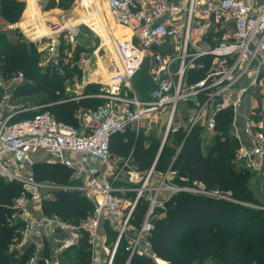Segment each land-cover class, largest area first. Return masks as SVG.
Masks as SVG:
<instances>
[{
  "label": "built area",
  "instance_id": "2783aa9c",
  "mask_svg": "<svg viewBox=\"0 0 264 264\" xmlns=\"http://www.w3.org/2000/svg\"><path fill=\"white\" fill-rule=\"evenodd\" d=\"M104 2L115 23L126 32L117 38V65L109 79L101 84L100 92L95 94L106 101L98 110L85 112L82 130L40 110V105L17 102L18 87L33 80L22 70L5 72L0 67V176L23 182L32 192L41 183L34 180L32 173L29 177L24 176V166L33 154L44 151L52 155L50 162L67 166L72 170L73 179L82 182L67 188L83 189L87 196L95 199L93 211L76 223L45 215L40 209L39 214L33 212L25 193L16 197L11 203L10 219L21 224L19 248L25 249L36 235L41 238L27 264H37L46 238L59 233L55 238V249L62 251L78 245L84 232H88L91 243V264H117L116 255L122 240L128 254L125 264H130L135 256L154 264H170L162 259L151 240L155 210L164 207V199L175 191L192 189L170 184V171L160 172L159 178L154 177L157 172L152 167L145 175L142 172L141 184L134 188V198L128 200L121 193H128L133 188L116 186L117 175H112L110 170V137L125 131L133 123H140L146 116L168 110V135L170 128L176 129L174 116L180 103L192 100L195 108L186 114L187 131L197 125L213 131L218 112L232 108L235 117L232 133L240 140L237 156L245 159L250 168H256L264 161V2ZM60 33L61 29H54L40 36L22 35L20 41L35 43L39 51L47 54L44 64L62 73ZM45 38L50 40L46 42ZM209 41L213 43L204 47L203 44ZM152 46H161L169 52L151 54ZM148 56L151 57L150 74L154 87L150 99L143 100L132 87V81ZM206 56L211 59L205 76L188 83V70L202 67L204 62L199 59ZM244 78L248 83L239 84ZM247 97L253 98L256 104L250 107L245 125L248 138V144H245L234 127ZM94 160L105 165V170L99 171ZM52 186L56 185L47 187ZM140 199L148 202L147 210L136 224L133 212ZM107 228L116 235L111 243L107 242Z\"/></svg>",
  "mask_w": 264,
  "mask_h": 264
},
{
  "label": "trees",
  "instance_id": "16d2710c",
  "mask_svg": "<svg viewBox=\"0 0 264 264\" xmlns=\"http://www.w3.org/2000/svg\"><path fill=\"white\" fill-rule=\"evenodd\" d=\"M0 7L5 20L13 23L19 19L24 2L1 0ZM4 32L0 29V67L5 72L22 70L33 80L18 87L17 98L26 100L43 93L42 98L34 97L33 102L29 99L32 103H24L40 105V110L50 112L59 121L79 130L83 128L85 112L98 110L106 100L95 96L101 86L95 82L86 84L79 99H72L66 93L67 83L80 73L78 64L64 63L65 50L70 48V44L63 42L60 45L64 69L61 73L54 67L40 65L47 54L38 51L35 43L20 41L21 33ZM210 59V56L202 57L199 59L204 62L202 67L188 70V83L205 76ZM233 120V109L225 108L218 112L213 131L206 130L203 125H197L189 132L186 128L169 130L162 149L161 134L158 135L157 131L143 137L141 131L134 137L131 135L134 131L128 127L127 131L110 137V153L130 154L136 170L147 172L154 167L157 173L170 171L169 183L172 185L195 189L200 184L207 192L216 190L223 194L182 189L165 198L164 207L155 210L151 240L162 259L170 264H204L210 258L219 264H264V198L261 199L252 187L255 172L236 160L240 140L232 134ZM208 132H214L209 143L205 134H210ZM173 138L175 144L170 143ZM34 170L37 179L47 178L66 188L53 189L57 198L44 203L45 215L55 213L63 220L78 223L93 211L94 205L80 191L66 187L78 182L71 177L70 168L61 163L41 161L35 164ZM21 188L15 181L0 176V264H27L36 251L35 245L22 250L10 247L12 239L18 242L21 237V224L10 219L13 212L11 203L17 195H21ZM147 203L144 199L137 203L133 212L136 224L142 220ZM106 233L110 235L107 242L111 243L116 235L110 228L106 229ZM68 251L74 253L63 258L60 264H91L88 232H84L78 245L64 249L62 255ZM41 253L37 264H46L50 255L48 243L45 242ZM127 258L122 240L116 263L125 264ZM130 264L154 263L135 256Z\"/></svg>",
  "mask_w": 264,
  "mask_h": 264
},
{
  "label": "rangeland",
  "instance_id": "374dc122",
  "mask_svg": "<svg viewBox=\"0 0 264 264\" xmlns=\"http://www.w3.org/2000/svg\"><path fill=\"white\" fill-rule=\"evenodd\" d=\"M60 1V0H59ZM54 3V7H61L64 10H66V12H57V17H55L56 19H58V21L60 22H65L70 23L75 21V23H73L74 25L72 27H70V31H72L73 36L71 37V35L69 36L70 33H68L69 30H66V32H61L63 38H65V36H67L69 41L70 38V48H68V53L67 55H65V61L66 64L70 63L71 65H77V67H80V73H77L74 77L77 78L75 81H88L91 79H94L98 82H105L109 79L111 73L113 72V70L115 69V66L117 65V61H118V57H117V51H116V42H117V38L119 36H121V34L123 33L124 29H122L119 25L115 24L109 10L107 9V6L104 2V0H93L96 1V4L94 2V4L92 5L93 7L91 8L90 6L88 7L89 10L86 9L85 6L81 5L80 2L81 0H61L60 2ZM85 1H90V0H85ZM84 2V0H83ZM60 3H62L63 5L60 6ZM96 8L98 14L92 18V11ZM79 13H81L82 15V19H77ZM99 17V20H97V18ZM56 21V22H58ZM61 23L58 24H54L52 26V30L54 29H59L62 25H60ZM42 28V27H40ZM39 29V28H38ZM37 30V29H36ZM112 31V33H110ZM66 34V35H65ZM32 36V35H30ZM33 37V36H32ZM115 37V38H113ZM21 38V37H19ZM38 51L39 48L36 45ZM45 58L46 56H44L43 60L40 62V65H43L44 67L48 66L45 65ZM150 61L149 60V56L146 57L145 62L143 63L139 73L136 75L135 80H134V87L136 89L137 94L139 95H147L148 91L150 90V88L153 86V77L149 76V70H150ZM65 64V65H66ZM106 64V65H105ZM70 65V66H71ZM83 67V68H81ZM149 74V75H148ZM153 81V82H152ZM248 79L244 78L239 84H246ZM126 90H128V92L130 93V90L128 88H126ZM45 94L40 93V94H35L34 96H31L29 99H33L34 97L37 98H42ZM26 99V100H20L18 99L17 102L20 103H30L31 100ZM106 100V99H105ZM253 100V99H252ZM251 99L248 101V97L245 98L242 102V105L240 108H243L245 106H248V104H250ZM33 102V100H32ZM31 102V103H32ZM36 106V105H35ZM168 110H164L162 112H160L159 114L156 115H152V116H146L144 120H142L138 124H135V126H133V129H129V130H133L134 132L131 133V135H133L134 137L136 135H138L141 131H143L142 133V137L145 134H148L151 131H157L158 135H160V148L162 146V143L167 135V124H168ZM80 116H83V114H80ZM186 116V115H185ZM179 117H180V111L178 110L177 112V117L175 119V124L177 123V125H175V130H173L172 128H170L169 130L172 131H176L179 128H187L186 124L184 125H180L178 123L179 121ZM239 117V116H238ZM84 119H85V115H84ZM183 119V117H182ZM83 128L81 127L80 130H82ZM244 130V129H243ZM127 131V130H126ZM125 132V131H124ZM207 132V131H205ZM242 132V131H241ZM210 134H207V143H209L212 140L213 134L214 132H208ZM245 135L242 132V136ZM241 136V135H240ZM145 138V136H144ZM248 140V138L246 139V141ZM170 143L175 144L174 142V138L173 140H170ZM172 145V144H171ZM160 150V149H159ZM46 152L43 151H39L35 154H33L34 156H39L42 158H46L44 159V161H49L51 157H47L45 156ZM31 158L24 166V176H33L34 180L38 183H41V185H38L37 188L35 190H33L32 192L28 189H26V187L24 186L23 182H17L16 180H14L16 183H18L22 188V191L20 192V194L25 193L28 195L29 199H30V205L32 208H36L37 210L40 209V211L44 212V203L47 201H54L57 196H56V192L53 189H57V188H64L61 184V186L58 183H54L53 181L51 182L49 179L47 178H43V179H37L34 175V166L37 163L36 160H34V158ZM131 155H119V154H114L111 153L110 154V163L111 165H116V162L120 163V166H123L125 163L128 164V166H123L122 170L123 173L125 174H129L130 177L127 178L129 179L128 182H131L130 187L133 188V190H130L128 193H121V196H123L124 198L131 200L132 198H134V194L136 192V189L138 186H140L141 184V177H142V172L139 173L138 177L137 174L135 172L136 168L132 165V158H130ZM236 160H238L239 164L248 167V164L246 162L245 159H239V157L236 155ZM53 163V162H52ZM114 165V166H115ZM249 168V167H248ZM251 172H255V177L252 180V187L254 189V191L257 192V195L263 199L264 198V161L260 162L259 166H257L256 168H249ZM30 173H32L30 175ZM141 174V175H140ZM143 174L145 175L146 172H143ZM154 177H156L155 174H153ZM72 177V176H71ZM130 178H133V180H130ZM81 181L79 180L78 183H80ZM82 183V182H81ZM49 185H56L55 187H51L48 188L47 186ZM203 185L198 186V188L192 189L195 191H199V192H203L205 193L203 187ZM78 191H80V194L84 197H86L88 199V201H90L92 203V206L94 205L95 199L90 198L89 196H87L86 192L83 189H76ZM175 191V190H174ZM214 195H223L221 193H219L218 191H211L208 192ZM18 196V195H17ZM16 196V197H17ZM15 197V198H16ZM224 197H227L229 199H231L230 196L228 195H224ZM53 214V215H52ZM50 216H54L57 215L55 213H52ZM49 215V214H48ZM58 216V215H57ZM107 237H109L110 235H106ZM18 238V237H17ZM108 240V239H107ZM17 241L16 239H12L10 247L17 248ZM74 252L73 251H68L66 252V254L59 256L58 261L55 264H60V262H62L63 258L68 257L69 255H72ZM51 264L48 261L46 262V264ZM204 264H219V262L213 258H210L208 260H206L204 262Z\"/></svg>",
  "mask_w": 264,
  "mask_h": 264
},
{
  "label": "crops",
  "instance_id": "0c3cea01",
  "mask_svg": "<svg viewBox=\"0 0 264 264\" xmlns=\"http://www.w3.org/2000/svg\"><path fill=\"white\" fill-rule=\"evenodd\" d=\"M21 1L24 2V8H23V10H22V12H21V14L19 16V19L16 22H13V23L8 22L7 20H5V18L1 15V7H0V29L5 31L4 33H8L9 32L8 34H12V33L18 32V33H21L22 35H27V36H30V35H32V36H37V35L40 36V35L47 34L48 32H51L52 31V26L55 23L56 24L61 23L60 25H62V26L59 28V29H61V32L63 31V32L67 33L66 30H69L68 31V33H70L69 36L70 35H71V37L73 36L72 31H70L71 30L70 27H72L74 25L73 23H75V21L66 24L65 22H60V21H58V19L55 18V17H57V12H66V10H64L61 7H54V5H55L54 3H57L59 0H21ZM178 1L185 2L186 0H178ZM246 1L247 2L256 3V4H261V3L264 2V0H246ZM94 2L96 4V1H93V0L84 1V2H83V0H81L80 4L85 6L86 9L89 10L88 7L90 6L92 8L93 7L92 5L94 4ZM0 3H1V0H0ZM92 13H93L92 14V18L95 17L98 14L96 8L92 11ZM110 15H111V13H110ZM111 17H112V15H111ZM77 19H80V20L82 19L81 13H79V15L76 18V20ZM112 19H113V17H112ZM97 20H99V17L97 18ZM56 21H58V22H56ZM113 21H114V19H113ZM114 23H115V21H114ZM13 27H16V30H14ZM40 27L49 28L50 31L45 33L46 29H42ZM125 32L126 31L124 30L122 34H124ZM110 33H112V31ZM112 35H113V33H112ZM61 36H62V33H60L61 44L63 42H65L66 44H70V38H69V41H67L68 40L67 36H65V38H63ZM113 38H115V37H113ZM45 40H46V42H48L50 39L45 38ZM212 43L213 42L209 41V43H204L203 46L206 47V46H208V45H210ZM70 46H71V44H70ZM149 50H150L151 54H154L157 51H167V52H169L168 49L164 50L163 47L161 48V46H152ZM65 51H66L65 52L66 55L69 54L67 52L68 48ZM170 51H171V49H170ZM149 60H151V57H149ZM66 62L67 61H64V63H66ZM81 68H83V67H81ZM149 74H150V70H149ZM149 76L152 77L151 74ZM76 79L77 78L74 77L73 81L72 82H68L67 85H66V93L69 94L72 97V99H79L80 97H82L81 95L83 93V90H84L86 84L95 82V83H100V85H101L103 83L102 81L101 82L96 81L95 78L91 79V80H88V81H83V82L75 81ZM134 80H135V77H134V79L132 81V87L135 89ZM153 85H154V82H153ZM152 87H154V86H152ZM152 87L148 91L147 95H145V96H143V95L141 96L139 94H137V95L143 100H149L150 99V92H151ZM250 99H251V101H250V104H248V106H245V107L239 109L238 115L236 117L237 118L236 119V124H235V127H234L235 128V132L239 136L241 135L240 139L245 144H248V140L246 141L247 136H246L245 131L243 129H245L246 122L248 121L249 116H250V107L256 104V101L253 98L248 97V101ZM194 105H195V102L192 101V100L183 101V102L180 103V106L177 109V112H178V110L180 111V117H179V121H178V123L180 125H184V124L187 125V120H186V116L185 115L187 114V112L189 113V109L194 110V108H195ZM177 112H176V114L174 116V123H175V119L177 117ZM150 116H152V115H150ZM182 117H183V119H182ZM135 124H138V126H139V123H133V124H131L129 126V128L133 129V126H135ZM176 125H177V123H176ZM232 131H234L233 128H232ZM241 131L245 135L242 136V132ZM45 156L47 157V159H48V157H52V155L50 153H48V152H46ZM32 157H33V155H32ZM33 158L37 162H41V161H44V159H46V158H42V157H39V156H34ZM93 164H94L95 167H97L99 169V171L102 172V171L105 170V165H102V164L96 162L95 160L93 161ZM110 165H111V163H110ZM114 165H111V167H110L112 175H114V174L117 175L116 181L114 182V184L116 186H118V187H130L131 182L130 181L128 182L129 179H127V178L130 177V175L123 173V170L125 168L122 170L123 166L119 167V165H120L119 162L118 163L116 162V165L115 166ZM135 172H136V174L138 173L137 174V177H138L140 171L139 170H135ZM170 175L172 176V173ZM156 176H157V178H159L161 176V173L160 172L157 173ZM29 209L33 210V212L38 213V214L40 212L36 208H32L31 205L29 206ZM101 231H102L101 233L103 234L104 233L103 228H102ZM105 232H106V230H105ZM58 236H59V233H57L56 235H52V236H50V237L45 239V242L48 243V247L50 248V255H49V258H48V262L49 263L55 264L58 261L59 256L62 255L63 250L59 251V250L55 249V247H56V241H55L56 239L55 238H57ZM37 242H41V238H40L39 235H36L34 237V239H32L31 242L28 244V246L29 245H35V244H37ZM19 243H20V240L16 244L18 249H20L19 248ZM41 254H40V256H41Z\"/></svg>",
  "mask_w": 264,
  "mask_h": 264
},
{
  "label": "bare ground",
  "instance_id": "6f19581e",
  "mask_svg": "<svg viewBox=\"0 0 264 264\" xmlns=\"http://www.w3.org/2000/svg\"><path fill=\"white\" fill-rule=\"evenodd\" d=\"M85 1V0H84ZM121 27V26H120ZM122 29H124L123 27H121ZM42 29H46L45 33L50 31L49 28H42ZM32 31V30H31Z\"/></svg>",
  "mask_w": 264,
  "mask_h": 264
},
{
  "label": "water",
  "instance_id": "95a60500",
  "mask_svg": "<svg viewBox=\"0 0 264 264\" xmlns=\"http://www.w3.org/2000/svg\"><path fill=\"white\" fill-rule=\"evenodd\" d=\"M106 65V64H105ZM165 142H166V138L164 139V141H163V143H162V147H163V145L165 144ZM162 147H161V149H162ZM160 152H161V150L159 151V154H160Z\"/></svg>",
  "mask_w": 264,
  "mask_h": 264
}]
</instances>
